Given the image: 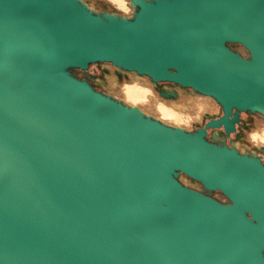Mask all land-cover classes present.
I'll return each mask as SVG.
<instances>
[{
  "label": "water",
  "instance_id": "obj_1",
  "mask_svg": "<svg viewBox=\"0 0 264 264\" xmlns=\"http://www.w3.org/2000/svg\"><path fill=\"white\" fill-rule=\"evenodd\" d=\"M138 3L125 22L77 0H0V264H264L259 159L130 112L75 71L108 59L264 113V0ZM181 170L233 207L184 189Z\"/></svg>",
  "mask_w": 264,
  "mask_h": 264
},
{
  "label": "clouds",
  "instance_id": "obj_2",
  "mask_svg": "<svg viewBox=\"0 0 264 264\" xmlns=\"http://www.w3.org/2000/svg\"><path fill=\"white\" fill-rule=\"evenodd\" d=\"M77 2L96 16L106 15L125 22L135 20L139 7L138 0ZM143 3L149 4L151 0H143ZM228 49L244 61L252 58L244 43L230 42ZM75 71L77 80L91 85L96 93L111 97L130 112H139L165 128L188 135L203 132L208 143L220 147L218 141L222 142L229 151L235 150L241 157L255 156L264 165V113L260 111H238L232 108L229 114L210 94L199 93L192 86L184 87L174 81H154L147 73L125 69L108 59L93 62L87 68H77ZM160 89L169 95H162ZM225 118L234 121L231 132L226 124L209 127ZM176 179L184 189L203 195L225 208L233 207L234 202L221 189L210 192L200 180L183 170L179 171ZM247 218L249 221L254 219L251 213H247Z\"/></svg>",
  "mask_w": 264,
  "mask_h": 264
},
{
  "label": "rangeland",
  "instance_id": "obj_3",
  "mask_svg": "<svg viewBox=\"0 0 264 264\" xmlns=\"http://www.w3.org/2000/svg\"><path fill=\"white\" fill-rule=\"evenodd\" d=\"M160 91H161L162 95H164V96L169 95V93L165 92L163 89H160ZM172 95H173V97L175 96V94H172Z\"/></svg>",
  "mask_w": 264,
  "mask_h": 264
},
{
  "label": "flooded vegetation",
  "instance_id": "obj_4",
  "mask_svg": "<svg viewBox=\"0 0 264 264\" xmlns=\"http://www.w3.org/2000/svg\"><path fill=\"white\" fill-rule=\"evenodd\" d=\"M237 119H238V116H237ZM234 123V121H232L231 125H230V128H231V131L233 130V127H232V124ZM211 192V191H210Z\"/></svg>",
  "mask_w": 264,
  "mask_h": 264
}]
</instances>
